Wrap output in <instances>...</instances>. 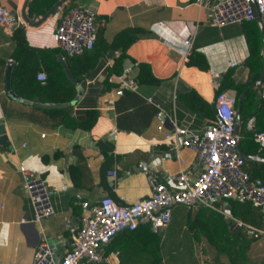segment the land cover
<instances>
[{"label": "crops", "instance_id": "crops-1", "mask_svg": "<svg viewBox=\"0 0 264 264\" xmlns=\"http://www.w3.org/2000/svg\"><path fill=\"white\" fill-rule=\"evenodd\" d=\"M0 2L18 18L12 28L24 26L30 46L56 47L52 37L56 23L53 14L37 27H28L20 18L24 0ZM74 2L94 13L97 36L103 44L111 42L124 29L137 31L125 49L119 74L107 76V69L119 51L106 49L88 76L78 83L81 95L71 105L70 115L81 120L85 109L98 112L94 124L83 130L65 128L57 118L6 95L4 70L11 61L12 28L0 25V124L6 136V141L0 142V264H29L33 250L41 242L47 244V237L52 240L53 257L59 258L67 248V226L77 225L79 215L103 195L121 205L147 196L146 176L138 168L141 163L151 166L159 175L168 176L188 168L193 152L180 147L174 156L164 134L174 125L199 130L211 119L186 110L177 99L180 94L193 89L211 103L220 78L227 74L232 86L221 92L234 98L238 118L241 101L248 90L253 92L251 105L260 104L261 81L247 83L249 52L242 24L212 25L205 3L197 5V0ZM184 39H188L189 45L184 44ZM260 40L261 55V34ZM138 63L146 64L158 82L136 84ZM105 78L112 84L106 90ZM120 79L129 82L131 89H123L117 95ZM248 107L244 110L245 117L250 111ZM157 115L162 120L161 129H157ZM42 156L47 160L43 161ZM18 165L44 177L51 190L54 212L39 223L31 220ZM68 167H75L71 177ZM110 167H116L113 182L105 174ZM82 202L86 208L81 207ZM215 202L214 208L201 206L219 214L220 210L227 209L225 200ZM196 206L177 205L172 209L169 224L161 234L157 233L164 241L162 259L168 263V254L180 243L179 248L191 250L196 264H225L223 260L216 262V252L204 236L198 240L191 233L190 237L183 236L187 213L192 214ZM252 248L258 251L255 264H264V244L256 243ZM111 253L107 254L110 260Z\"/></svg>", "mask_w": 264, "mask_h": 264}, {"label": "built area", "instance_id": "built-area-1", "mask_svg": "<svg viewBox=\"0 0 264 264\" xmlns=\"http://www.w3.org/2000/svg\"><path fill=\"white\" fill-rule=\"evenodd\" d=\"M202 3L206 4L209 23L217 27L249 21L257 14L262 26L261 56L264 63V0H197V5ZM53 15L56 23L52 37L56 47L64 54H80L93 46L97 22L91 10L75 3L66 11L56 10ZM17 21L18 18L0 2V25L12 28ZM184 44L189 45L188 39H184ZM228 64L233 65L231 62ZM36 78L43 80L45 73L37 72ZM119 84L115 91L117 95H121L123 89H131L127 85L129 82L123 79L119 80ZM261 99L264 100V71ZM211 103L214 117L201 129L174 125L164 134L174 156H177L180 147L193 152L194 158L188 168L168 176L159 175L151 166L141 163L138 168L146 176L147 196L123 205L108 195L101 196L79 215L77 225L67 226V248L58 259L53 257L51 247L41 242L33 250L29 264H114L119 251H112L110 260L103 254V248L116 234L133 230L138 224H147L152 233L161 234L169 224L175 206L214 208L213 203L220 199L248 202L256 207L261 214L260 227L235 218L228 209L220 212L230 229L242 228L247 236L264 242V182L249 178L243 169V159L236 152L235 100L219 92L214 94ZM157 118V129H161L162 120L159 115ZM253 125L254 117L248 116L245 129L252 131L258 148H264V130L254 131ZM17 170L31 209V220L39 223L54 212L49 185L44 177L33 174L23 165H18ZM105 174L113 182L117 175L116 167L108 168ZM81 207L86 208V203L82 202Z\"/></svg>", "mask_w": 264, "mask_h": 264}, {"label": "trees", "instance_id": "trees-1", "mask_svg": "<svg viewBox=\"0 0 264 264\" xmlns=\"http://www.w3.org/2000/svg\"><path fill=\"white\" fill-rule=\"evenodd\" d=\"M57 0H28L26 3V16L29 19L41 16ZM75 0H65L56 10L66 11L74 5ZM51 14V15H52ZM243 34L248 47L249 63L248 82L257 79L261 68V55L259 48L261 45L260 34L254 20L242 21ZM136 29H124L120 31L111 42L103 44L99 42L98 29H96V39L90 49L84 50L80 54L66 55L58 47H34L30 46L25 38L24 26H16L10 32V39L13 42V49L10 54L12 62L9 72L10 90L18 97L28 101L42 103H69L75 96V86L65 77L61 65L56 58L57 54L63 56V60L77 83L88 76L94 68L99 57L106 49H117L118 55L114 58L112 65L107 69V76L119 74L121 72V62L125 57L126 47L134 40ZM45 73L43 80L36 79V73ZM107 78V77H106ZM103 83L105 90L112 86L111 83ZM145 82L157 83L150 74L146 64H137L135 83ZM228 86H232L227 74H224L215 90V94L223 91ZM124 91V90H123ZM177 99L191 113L202 118L213 119L214 110L212 103L206 102L193 89L180 94ZM253 92L248 90L239 111L238 145L245 154L258 156L264 159V148L259 149L253 141L252 131L245 129V121L248 116L254 117V131L264 130V100H260L259 106L251 105ZM250 103V104H249ZM249 105V113L245 117L244 110ZM71 105L62 108H37L52 118H57V122L68 129L80 128L88 130L95 122L98 112L95 109H85L84 118L78 120L70 115ZM43 161L47 158L42 156ZM75 167H68L70 177ZM243 169L247 172L250 179H259L264 182V162L249 160L243 161ZM227 202V209L232 216L242 220L247 224L260 227L261 214L259 210L248 202H240L233 199H223ZM218 206L220 202L216 203ZM222 206V205H221ZM74 208V207H73ZM186 208V207H185ZM76 209H78L76 207ZM192 214L187 213L186 228L183 234L187 238L191 235L195 239L204 236L207 242L213 246L216 254L215 260L225 264H255L258 260V251L252 246L256 243L264 244L254 237L247 236L242 228L230 229L222 220V216L201 205L196 206ZM74 213H78L73 209ZM190 211V210H189ZM172 224H175L172 221ZM160 234V233H158ZM152 233L147 224H138L133 230H123L116 234L104 246L103 254L109 251L118 250V261L115 264H196V260L189 248H179L180 243L174 246V252L168 254L169 259L163 261L165 254L164 241L160 235ZM181 249L184 251L181 254ZM262 260V259H261ZM170 262V263H169ZM105 264V263H99Z\"/></svg>", "mask_w": 264, "mask_h": 264}, {"label": "water", "instance_id": "water-1", "mask_svg": "<svg viewBox=\"0 0 264 264\" xmlns=\"http://www.w3.org/2000/svg\"><path fill=\"white\" fill-rule=\"evenodd\" d=\"M27 1L28 0H24V3L22 5V7H21L20 18H21V20H22L24 25H26L28 27H37L42 22H44V20L47 19L52 14V12L61 3H63L65 0H57L45 13H43L41 16H39V17H37L36 19H33V20L29 19L26 16L25 8H26ZM254 18H255V21H256V23L258 25V29H259V32H260L261 38H262V26H261L259 17H258L257 14H255ZM56 58H57V60L59 61L60 65H61V68H62V71H63L65 77L70 81V83L72 85L75 86V91H76L75 96L69 103H50V102L42 103V102L24 100V99H21L20 97L16 96L10 90V87H9V72H10V68H11V65H12L11 61H9L7 63V65L5 67V70H4V91H5L6 95L10 99H12L14 101L21 102V103H24V104H27V105H31V106L36 107V108H42V109L62 108V107H66L67 105L74 104L77 101V99L79 98V96L81 95V88L78 85V83L75 81V79L72 77L70 71L68 70V68H67V66H66V64H65V62H64V60L62 58V55L61 54H57ZM263 71H264V63H263V59L261 58V68H260V71H259V74H258V78H257L255 84H258L261 81L262 75H263ZM238 127H239V118H238V112L236 111V121H235V124H234V131H235V133L237 135H238ZM4 141H6V136L4 135L3 125L0 124V142H4ZM235 149H236V152H237L238 156L241 159H243V161L255 160V161L264 162L263 158L243 153L241 151L239 145H238V138H237V141H236ZM46 242L49 245V247H52V240L49 237L46 238ZM56 259H58V258H56Z\"/></svg>", "mask_w": 264, "mask_h": 264}, {"label": "rangeland", "instance_id": "rangeland-1", "mask_svg": "<svg viewBox=\"0 0 264 264\" xmlns=\"http://www.w3.org/2000/svg\"><path fill=\"white\" fill-rule=\"evenodd\" d=\"M161 236V235H160ZM184 251V249H181V254H182V252Z\"/></svg>", "mask_w": 264, "mask_h": 264}]
</instances>
